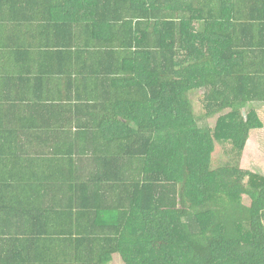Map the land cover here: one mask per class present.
Wrapping results in <instances>:
<instances>
[{
  "label": "trees",
  "instance_id": "obj_1",
  "mask_svg": "<svg viewBox=\"0 0 264 264\" xmlns=\"http://www.w3.org/2000/svg\"><path fill=\"white\" fill-rule=\"evenodd\" d=\"M254 103L264 0H0V264H264Z\"/></svg>",
  "mask_w": 264,
  "mask_h": 264
},
{
  "label": "rangeland",
  "instance_id": "obj_2",
  "mask_svg": "<svg viewBox=\"0 0 264 264\" xmlns=\"http://www.w3.org/2000/svg\"><path fill=\"white\" fill-rule=\"evenodd\" d=\"M192 101L194 103V114L199 117L204 113L201 94H192ZM253 108L258 114L259 119L263 124V128L260 130H252L245 150L240 155H233L230 143L223 144V153L220 158L222 160H227L230 164H233L244 171L251 172L257 177L264 178V103H254ZM231 154L232 158L228 160Z\"/></svg>",
  "mask_w": 264,
  "mask_h": 264
}]
</instances>
